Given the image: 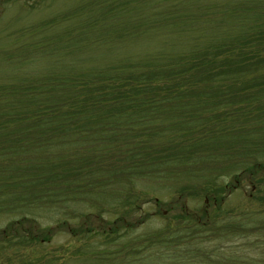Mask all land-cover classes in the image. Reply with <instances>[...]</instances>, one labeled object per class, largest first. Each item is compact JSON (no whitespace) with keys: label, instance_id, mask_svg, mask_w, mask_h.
<instances>
[{"label":"rangeland","instance_id":"1","mask_svg":"<svg viewBox=\"0 0 264 264\" xmlns=\"http://www.w3.org/2000/svg\"><path fill=\"white\" fill-rule=\"evenodd\" d=\"M240 1L0 0V83L34 80L52 70H104L137 64L157 53L171 57L185 53L215 34H226L217 31L223 27L236 28V20L215 24L207 18L218 17L223 7L237 6ZM115 4L113 17L103 19L100 13L105 6ZM206 11L212 14L203 15ZM88 23L94 29L85 31ZM67 37L73 46L69 50ZM189 109L184 106L172 114L178 117L171 119L177 124L174 131L152 138L150 152L174 145L175 152L181 153L174 166L155 167L165 170L161 175L155 172L154 178L127 179L115 164L128 156L126 140L114 139L117 135H107L113 148L102 154L86 153L99 160L93 169L103 171L96 175L84 171V156H74L79 152L69 140H86L87 134L64 135L57 164L38 167V160L31 168L22 165L20 171L31 174L25 179L63 171L61 179L66 181L59 182L63 199L61 207L44 202L29 214L44 185L31 190L3 186L0 264H264V226L260 224L264 167L237 175L241 167L233 165L241 158L253 162L247 146L255 142L234 133L239 122L232 126L233 117L224 116L223 129L210 125V119L192 121L189 128H202L201 135L186 137L185 126L178 124L187 122ZM228 110L222 108L220 113ZM141 135L139 139L145 140ZM99 178L106 183L100 185ZM135 192L137 197L125 199ZM133 207V213H128ZM144 213L149 214L145 221L140 218ZM23 214L32 219L17 223ZM114 221L117 227L108 231ZM122 221L140 225L126 229ZM154 234L159 238L149 246L144 239ZM217 251L222 258H217Z\"/></svg>","mask_w":264,"mask_h":264},{"label":"trees","instance_id":"2","mask_svg":"<svg viewBox=\"0 0 264 264\" xmlns=\"http://www.w3.org/2000/svg\"><path fill=\"white\" fill-rule=\"evenodd\" d=\"M116 5L107 9L105 6L100 13L102 18H112ZM206 14L212 11L203 13ZM173 15L177 17L178 13ZM217 15L207 21L223 24L236 20L237 27H223L217 31L224 30L226 34H215L206 44L193 45L185 53L172 57L157 53L137 64L107 66L104 70L78 69L62 73L52 70L38 79L0 83V190L3 186L31 190L32 186L44 185L35 196L29 214H34L39 209L36 206L41 207L44 202L61 207L59 182L66 181L61 179L63 171L56 174L47 173L48 170L47 174L25 179L31 174H23L20 169L22 165L31 168L38 160V167L57 164L64 143L62 138L67 134L90 135L84 136L86 140L69 139L75 142V151L79 152L74 156H84L85 172L96 175L103 171L93 169L99 160L86 153L102 154L113 148L107 141L117 135L114 139L126 140L128 156L115 164L127 174L128 180H132L130 177L154 178L155 172L161 175L165 169L154 168L163 164L174 166L181 153L175 152L174 145L162 146L154 153L148 148H153L154 136L175 130L177 124L171 119L178 117L172 114L184 106L191 109L185 117L187 122H180L178 127L185 126L186 137L193 133L201 135L202 128H189L190 123L210 119V125L223 129L222 116L228 120L233 117L232 126L239 122L234 133L245 141L255 142L252 147L247 146L253 162L241 158L233 164L234 168L241 167L237 175L264 167V0H243L237 6L223 7ZM187 16L180 14L182 18ZM85 26V31L94 29L92 23ZM69 39L65 42L68 50L73 47ZM61 59L57 61L60 63ZM222 108L229 110L223 114ZM158 120L160 124L156 123ZM140 135L145 140L139 139ZM163 151L166 153L160 156ZM182 158L187 160L189 155ZM113 172L117 173L114 169ZM97 182L106 183L101 178ZM136 194L129 193L125 199L131 200ZM133 211L134 207L127 210ZM148 215L144 213L141 220L145 221ZM30 219V215L23 214L16 222ZM115 221L108 231L117 227ZM122 222L126 229L140 225ZM260 224L264 226V219ZM158 238L154 234L145 237L144 242L153 246ZM217 258H222L219 252Z\"/></svg>","mask_w":264,"mask_h":264}]
</instances>
